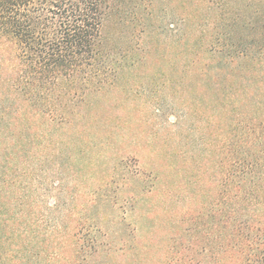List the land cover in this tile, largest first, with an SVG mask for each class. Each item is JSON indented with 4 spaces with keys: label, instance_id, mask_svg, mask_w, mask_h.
Here are the masks:
<instances>
[{
    "label": "rangeland",
    "instance_id": "374dc122",
    "mask_svg": "<svg viewBox=\"0 0 264 264\" xmlns=\"http://www.w3.org/2000/svg\"><path fill=\"white\" fill-rule=\"evenodd\" d=\"M229 1L115 0L119 12L109 16L103 34L107 49L116 54V76L112 84L93 96L83 109L84 116L67 124L57 120L42 122L41 112L35 118V100L29 107L24 103L28 111L23 116L8 110L13 124L2 126L0 122V200L3 208L8 210L15 203L16 210L22 213H0V232H8L6 236L0 233V241L26 245L29 239H35V207L41 209L37 213L39 222L50 216L61 223L66 212H74L78 221L86 216L100 218L107 236H98L102 230H93L91 236H98L97 242L105 244L98 250L102 261L174 264L172 257L183 250L177 245L181 237L173 241L169 236L177 235L187 195L194 191L199 200L214 194L212 164L218 158V144L230 138V131L232 137L241 139L242 129L243 137L253 140L244 133L246 129L257 134L264 125V111L253 105V99L248 95L233 96L234 89L230 88L231 83L238 89H242L244 81L256 84L262 70L257 69L262 66L260 62L254 56L241 62L234 60L236 81L230 83V75L222 67L224 56L215 52L222 48V39L233 49L243 44L252 46L247 49L254 52L262 44L256 42L255 33L261 32L264 18L258 15V0H235L232 5ZM229 4L247 16L251 15L245 9L249 4L248 9L255 11L261 22L252 14L256 23L252 17L250 23L246 17L244 22L232 23L224 13ZM0 97V104L11 105L4 96ZM18 99L24 100L21 96ZM245 100L253 112L243 107ZM120 156L124 161L119 160ZM42 158L43 167L35 166V159ZM88 158L96 161L94 169L85 166ZM75 160H81L80 164H74ZM56 167L64 174L68 167L65 178L76 182L67 184L64 197L53 188L57 181L45 178L48 168ZM70 170L75 173L70 174ZM35 172L37 180L45 179L42 185L49 188L38 202ZM192 180L197 181L195 189ZM83 187L99 195L100 202L91 209L84 206ZM140 189L146 201L127 200ZM72 197L76 200L71 201ZM6 216L16 218L14 225L25 226L24 231L20 227L22 235L8 231L13 220L6 222ZM208 230L199 233L204 240L209 239ZM82 238L85 242L89 239ZM53 244L59 252L43 255V262L71 264L72 258L80 262L89 251L86 247L76 256L69 243L57 239ZM34 245L27 251L21 247L6 250L3 255H34ZM62 248L66 252L62 253ZM98 260L86 257L81 264H100Z\"/></svg>",
    "mask_w": 264,
    "mask_h": 264
},
{
    "label": "trees",
    "instance_id": "16d2710c",
    "mask_svg": "<svg viewBox=\"0 0 264 264\" xmlns=\"http://www.w3.org/2000/svg\"><path fill=\"white\" fill-rule=\"evenodd\" d=\"M114 1L0 0V96L11 102L10 106L0 104L2 126L13 124V120L8 118V110L12 114L23 116L28 111L26 106L29 107L33 100L36 107L35 118L36 114L41 112L44 119L42 122L51 123L57 120L61 124H67L70 120L84 116L83 109L90 105L93 96H97L105 86L112 84L114 81L112 78L116 76V67H113L117 64L116 54L107 49L106 37L103 34V27L109 16L114 11L119 12L118 5L115 7ZM222 1L227 4L229 0ZM222 1L214 0L216 4ZM234 1L229 2L232 5ZM258 1L260 7L258 15L264 18V0ZM231 5L229 4V8L224 13L226 19L231 20L232 23L239 20L244 22V17L248 18L249 23L252 17L256 23L253 17L255 14L261 22L257 13L248 9L249 4L245 8L246 13L251 14L248 16L243 15L242 9L236 12ZM186 20L185 16L184 21ZM260 27L261 32L259 30L255 34L258 40L256 42L262 44L256 47L254 52L247 49L252 47L250 45L242 44L240 48L233 49V45L228 44L222 37V48L215 49V52L224 56L222 67L227 69L230 83L236 81L234 67L237 63L234 60L241 62L248 56H254L260 62L262 66L257 69L262 70L256 84L251 85L250 82L244 81L242 89H238L234 83H231L230 88L234 89L233 92L231 91L233 96L248 95L253 99L251 101L253 105L264 111V20ZM203 70L200 73H203ZM251 93L255 94L251 95ZM19 96L24 100L18 99ZM245 101L243 107L249 111L248 113L253 112L251 106L247 104L248 100ZM26 102L27 105H24ZM243 128L246 129L247 126ZM243 130L239 131L241 139L239 136L232 137L233 132L227 131L230 138L217 146L218 158L212 164L214 194L211 198L203 196L198 200L194 191L184 198L186 208L179 219L177 235L169 236L173 241L181 237L177 245L179 244L183 250L172 257L174 264H264V125H261V130L257 134H254V130L251 133L246 129L244 133L253 136V140L245 139L242 135ZM222 153H224L223 157H219ZM127 159L128 157L125 160ZM35 160L37 161L35 166H42L45 163L43 158L40 161ZM119 160L124 161V158L120 156ZM80 161L73 162L80 164L78 163ZM85 164L94 169L96 161L88 158ZM71 172L75 173L74 170H70V174ZM67 173L68 167L65 174L59 168L56 170L48 168L45 176L50 179L49 182L57 181L53 188L63 197L66 195L69 182L76 185L75 181L65 178ZM36 176L35 172V202H38L47 195L49 188L42 185L45 179L37 180ZM88 179L90 178H86L87 184ZM192 182L194 189L197 188V181L192 180ZM90 183L94 185V178H91ZM85 188L83 187L84 206L91 209L100 202L97 199L99 195ZM139 191L130 195L127 200L146 201L145 194L142 197L144 190ZM75 200L71 198V201ZM12 205L7 210V207L3 208L0 200V213L12 214L17 209V206ZM45 209H48L47 206ZM40 210L35 207V239L32 237L26 245L23 242L18 245L11 244L6 239L0 241V264H33L35 261L40 264H50L47 260L43 262L41 258L43 255H57L59 248L58 246L55 248L53 244L57 239L62 240L64 244L69 243L72 246L70 250L75 255L80 254L86 247L89 248L80 262L72 258L71 264H75L74 261L81 264L86 257H96L101 261L100 264H108L102 261V254L100 255L98 251L100 248H105L103 242H97L98 236H107L100 218L86 216L78 221L74 212H66L60 219L61 223L55 222L50 216L43 217L39 222L37 213ZM16 212V216L22 213L19 210ZM3 220L6 222L13 220V227L11 231L8 230L10 233L20 232L22 235L26 230L25 226L14 225L16 218L13 216H6ZM73 221L78 222V226L73 225ZM206 229H209L210 233L208 240H204L199 234ZM93 230H102V233L97 237L91 236ZM156 230L158 231L159 227ZM7 233L2 231L1 234L6 236ZM82 236L89 239L85 242ZM24 238L25 236L22 237ZM32 245L35 246L34 255H3L6 250L11 251L18 247L27 251ZM62 249V253L66 252L65 248Z\"/></svg>",
    "mask_w": 264,
    "mask_h": 264
}]
</instances>
